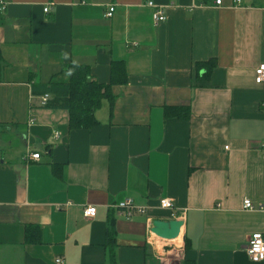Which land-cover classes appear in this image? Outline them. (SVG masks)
<instances>
[{
	"label": "crops",
	"instance_id": "crops-1",
	"mask_svg": "<svg viewBox=\"0 0 264 264\" xmlns=\"http://www.w3.org/2000/svg\"><path fill=\"white\" fill-rule=\"evenodd\" d=\"M216 1L0 0V264H264L247 253L264 233V0ZM71 67L111 91L87 129L49 106ZM127 199L146 212L114 208ZM163 199L184 214L164 250L148 241L174 220Z\"/></svg>",
	"mask_w": 264,
	"mask_h": 264
},
{
	"label": "trees",
	"instance_id": "trees-1",
	"mask_svg": "<svg viewBox=\"0 0 264 264\" xmlns=\"http://www.w3.org/2000/svg\"><path fill=\"white\" fill-rule=\"evenodd\" d=\"M214 66V61H209L200 63L198 69H205L209 73ZM69 72L71 73V80L68 85L49 91L54 97L49 106L66 109L69 112L70 128H90L97 124L94 113L101 106L103 99L111 97L110 88L90 82L87 69L71 67ZM170 110L172 111L169 109L167 116L171 115ZM181 111L186 112V110Z\"/></svg>",
	"mask_w": 264,
	"mask_h": 264
},
{
	"label": "built area",
	"instance_id": "built-area-1",
	"mask_svg": "<svg viewBox=\"0 0 264 264\" xmlns=\"http://www.w3.org/2000/svg\"><path fill=\"white\" fill-rule=\"evenodd\" d=\"M237 3L240 2V0H236ZM217 5H221L222 1L217 0L216 1ZM147 6L151 9H153L152 13V19L154 23H163L167 20V16L163 13L162 10L156 7L155 3L153 1H149L147 3ZM48 9H45V12H47ZM115 12V8L111 7L107 14L105 15L107 18H111ZM255 83L259 86H262L264 88V63L260 64L256 69H255ZM48 101V96H45L43 98V105H46V102ZM29 158L32 160H39L40 155L35 153L29 155ZM160 207L164 210H169L171 211V215L174 218V220H179L182 221L184 214L178 215L175 212V207L174 204L170 199H163L160 201ZM115 209L123 212L127 217L133 216V214L138 213V214H144L146 210L144 208H140L134 205L133 201L131 199H127L123 202L118 203L115 207ZM243 208L246 210H254L255 207L253 203L249 199H245L243 202ZM262 209V207H261ZM97 214V209L96 207L89 206L86 207L83 211V215L87 219H92L96 216ZM181 235V234H180ZM148 241L150 245L152 246H160L162 244L163 250L168 247L163 243H169L168 240L161 239L154 234L150 233ZM173 244V243H171ZM158 246V247H159ZM172 248V247H169ZM247 253L249 255V258L252 262H264V233H255L253 234L248 242V247H247ZM57 264L62 263L61 259L56 260Z\"/></svg>",
	"mask_w": 264,
	"mask_h": 264
},
{
	"label": "water",
	"instance_id": "water-1",
	"mask_svg": "<svg viewBox=\"0 0 264 264\" xmlns=\"http://www.w3.org/2000/svg\"><path fill=\"white\" fill-rule=\"evenodd\" d=\"M183 226L184 223L179 220H156L152 223L150 231L155 236L169 241L175 240L180 236Z\"/></svg>",
	"mask_w": 264,
	"mask_h": 264
},
{
	"label": "bare ground",
	"instance_id": "bare-ground-1",
	"mask_svg": "<svg viewBox=\"0 0 264 264\" xmlns=\"http://www.w3.org/2000/svg\"><path fill=\"white\" fill-rule=\"evenodd\" d=\"M181 236V235H180ZM180 236L177 238V239H175V240H169L168 242L169 243H174V244H176V245H180L181 243H180Z\"/></svg>",
	"mask_w": 264,
	"mask_h": 264
},
{
	"label": "rangeland",
	"instance_id": "rangeland-1",
	"mask_svg": "<svg viewBox=\"0 0 264 264\" xmlns=\"http://www.w3.org/2000/svg\"><path fill=\"white\" fill-rule=\"evenodd\" d=\"M168 244H171V243H168Z\"/></svg>",
	"mask_w": 264,
	"mask_h": 264
}]
</instances>
